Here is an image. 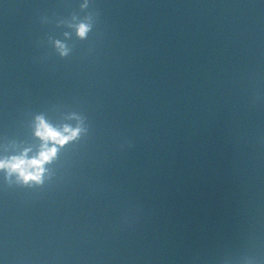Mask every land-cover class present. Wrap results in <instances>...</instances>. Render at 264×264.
<instances>
[{"label": "clouds", "instance_id": "obj_1", "mask_svg": "<svg viewBox=\"0 0 264 264\" xmlns=\"http://www.w3.org/2000/svg\"><path fill=\"white\" fill-rule=\"evenodd\" d=\"M88 28L86 25L81 24L78 26V35L84 37ZM58 47L63 49V45ZM66 54V51L61 53ZM36 126V136H38L44 143L41 146V150L38 155L27 159L26 152L20 157H13L8 161H0V169H8L9 173H17L18 178L24 183L29 181H35L37 183L42 182V175L45 171L44 165L50 162L57 153L56 147H48V142L53 141L55 144L64 145L69 140L74 139L80 133L81 129L79 127L71 129L68 126L63 128V131L53 128L48 124L42 116H38Z\"/></svg>", "mask_w": 264, "mask_h": 264}]
</instances>
